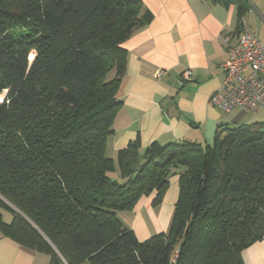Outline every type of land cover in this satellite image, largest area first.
Instances as JSON below:
<instances>
[{
    "label": "trees",
    "instance_id": "16d2710c",
    "mask_svg": "<svg viewBox=\"0 0 264 264\" xmlns=\"http://www.w3.org/2000/svg\"><path fill=\"white\" fill-rule=\"evenodd\" d=\"M218 1L240 33L246 1ZM151 19L140 0H0V234L50 264H242L264 238V123L106 156L121 45ZM176 173L168 230L139 241L118 214Z\"/></svg>",
    "mask_w": 264,
    "mask_h": 264
},
{
    "label": "crops",
    "instance_id": "0c3cea01",
    "mask_svg": "<svg viewBox=\"0 0 264 264\" xmlns=\"http://www.w3.org/2000/svg\"><path fill=\"white\" fill-rule=\"evenodd\" d=\"M140 2L152 19L135 29L121 45L127 53L117 95L121 105L105 148L106 156L114 161L118 151L136 139L141 152L152 142L211 145L219 126L238 127L243 124L241 114L247 113L235 110L222 114L208 104L224 79L220 64L227 59L228 49L238 44L235 5L218 0ZM250 3L256 11L255 3ZM243 20L246 22L245 16ZM256 36L264 44V36ZM186 71L191 73V80L180 84V76ZM178 183L177 173L169 178L160 208L155 210L151 204L153 193L139 200L133 214L130 211L131 220L118 214L139 241L168 230L178 198ZM241 258L242 264H264V238L246 248ZM0 264H50V258L24 249L0 234Z\"/></svg>",
    "mask_w": 264,
    "mask_h": 264
},
{
    "label": "built area",
    "instance_id": "2783aa9c",
    "mask_svg": "<svg viewBox=\"0 0 264 264\" xmlns=\"http://www.w3.org/2000/svg\"><path fill=\"white\" fill-rule=\"evenodd\" d=\"M227 43V39L224 40ZM227 59L220 64L224 79L209 98V106L222 114L235 110L257 112L264 109V44L241 20L238 44L228 49ZM160 75V74H158ZM191 80V73L184 72L180 84Z\"/></svg>",
    "mask_w": 264,
    "mask_h": 264
},
{
    "label": "rangeland",
    "instance_id": "374dc122",
    "mask_svg": "<svg viewBox=\"0 0 264 264\" xmlns=\"http://www.w3.org/2000/svg\"><path fill=\"white\" fill-rule=\"evenodd\" d=\"M245 1H246V3H245L246 4V11H245L244 16H245L246 22L251 26L252 31H255L256 33H260L264 36V0H253L254 2L252 0H245ZM250 2H252L253 4L255 3L254 6H255L257 12L254 10V8L252 6H250L251 5ZM248 8L251 10V12H252L251 14L248 13L249 12ZM254 25H255V27H254ZM33 57H34V54H32L30 56V61L33 60ZM112 75H113V73L110 74V78L112 77ZM6 94H7L6 91H4L2 94H0V102H2L5 99ZM235 114H237V112H235ZM235 114H232V116ZM241 115H242V118H241L242 122L241 123H243V124L238 125V127L243 126V125L250 126L253 124H263L264 123V109L259 110L257 112H247V113L241 114ZM234 128H236V127H234ZM117 174H118V171H117ZM168 186H169V183H168ZM153 208L156 210V209L160 208V205L158 207H153ZM131 213H132V211H131ZM131 213H130V211L129 212L125 211V212H122V215L127 216V218H128L127 221H129L132 218ZM1 214H2V218H3L4 222L9 223L11 215L8 212L3 211V210L1 211ZM139 226L142 228L141 225H139Z\"/></svg>",
    "mask_w": 264,
    "mask_h": 264
}]
</instances>
